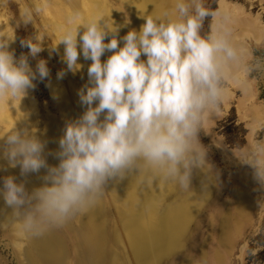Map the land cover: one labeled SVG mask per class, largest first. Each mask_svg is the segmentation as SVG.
<instances>
[{
    "label": "clouds",
    "instance_id": "obj_1",
    "mask_svg": "<svg viewBox=\"0 0 264 264\" xmlns=\"http://www.w3.org/2000/svg\"><path fill=\"white\" fill-rule=\"evenodd\" d=\"M48 2L26 0L16 26L32 24ZM10 3L0 0V7ZM155 3L146 0L140 14L143 25L119 41L116 36L124 25H114L109 16L85 20L77 7L68 6L56 44L48 48L51 54L63 45L62 60L69 72L81 68L80 57L91 61L88 83L77 93L85 110L65 125L56 166L46 163L44 143L26 128L13 127L0 137V161L6 162L0 170L18 166L19 176L26 177L46 169L45 183L31 191L16 176H0V200L11 210L0 221V230L15 226L21 239L42 237L93 208L109 182L129 176L138 185H174L182 192H190L194 170L203 175L205 189L218 179L198 133L219 110L226 82L246 87L251 73L264 71V61L245 62L249 53L233 43L230 17L211 10L205 0H160L153 10ZM148 5L152 10L145 14ZM213 16L215 24L202 36L203 21ZM45 38L36 32L21 39L28 53L17 58L9 49L14 30L11 37L0 35V100L20 101L35 87L34 80L49 76L45 60L34 68L28 63L43 50ZM105 51L112 54L101 62ZM64 75L58 72L57 79ZM238 151L236 159L253 169L264 188V139Z\"/></svg>",
    "mask_w": 264,
    "mask_h": 264
},
{
    "label": "rangeland",
    "instance_id": "obj_2",
    "mask_svg": "<svg viewBox=\"0 0 264 264\" xmlns=\"http://www.w3.org/2000/svg\"><path fill=\"white\" fill-rule=\"evenodd\" d=\"M218 1L205 0L206 6L213 11L217 9ZM224 1L240 8L242 26L240 23L231 25V29L232 36L240 34L234 44L249 53L244 58L245 62L264 61V53L254 56L256 51L264 52V39L257 43L253 41L254 37L264 38V0ZM25 2L11 0L8 7H0V35L11 37L14 30L15 39L9 49L18 58L28 53L26 47L20 46L21 39L36 32L44 33L43 50L35 58L29 57L28 63L34 68L38 60H45L49 76L43 81L39 78L34 80L35 87L28 89L29 94L20 101L19 98L10 103L0 100V137L13 127L17 126V130L26 128L44 143L45 160L49 166H54L49 160L52 150V140L48 138L50 131L56 133L53 142L58 144L65 125L81 116L79 101L76 102L79 100L77 93L88 83L83 79L85 67L81 66V70L74 73L67 71L62 60V45H58L55 52H49L48 45L56 44V31L64 23L68 6L77 7L85 20L109 16L113 22L124 25L123 36L129 30L139 31V20L128 0H49L32 24L16 26L19 8ZM159 3L160 0H156L154 10ZM210 24L211 17H206L202 36L209 34ZM110 38L106 37L104 42ZM77 63L82 65L81 61ZM62 70L65 75L58 80L57 73ZM239 75L242 79V74ZM225 86L227 93L219 110L207 118L198 133L199 142L207 149L206 158L213 173L218 174L215 183L208 184L205 189L204 177L196 170L190 182L191 193L182 192L174 185L145 187L138 185L131 176L119 183L109 182L106 192L93 208L44 235L62 243L67 252L65 264L79 263L78 256L82 248H86L89 236L90 246L95 240L102 243L97 249L90 247L93 254L89 264H246L250 245L254 246L253 255L261 250L255 239L262 233L264 188L256 181L253 169L236 158L240 155L238 148L250 146L256 139H264V71L251 73L246 87L234 80H228ZM63 100L70 106V111L63 110ZM225 135L230 142L242 145H227ZM228 151H236L237 155L230 156ZM5 163L0 161V164ZM9 175L24 181L28 191L41 186L42 180L40 182L37 172L20 177L18 166L0 170V176ZM3 205L0 200V221L11 211ZM90 217L94 222H88ZM87 223L89 231L85 232L83 228ZM134 228L137 233L130 231ZM13 229L14 226L0 230V264H29L23 253L29 250V239L17 237ZM128 233L140 237L145 235L146 240L137 243L132 237H127ZM137 246H141L140 253L135 251ZM46 259L43 257L39 263L44 264Z\"/></svg>",
    "mask_w": 264,
    "mask_h": 264
},
{
    "label": "bare ground",
    "instance_id": "obj_3",
    "mask_svg": "<svg viewBox=\"0 0 264 264\" xmlns=\"http://www.w3.org/2000/svg\"><path fill=\"white\" fill-rule=\"evenodd\" d=\"M131 1V2H130ZM128 2H130V7L131 9L134 11V13L137 14V17H138V24H139V27H141L144 23V20L140 17V14H143V11H144V6H145V2L146 0H128ZM84 3V2H83ZM154 5V4H153ZM87 7V6H86ZM93 8V7H92ZM86 9V8H85ZM88 10H90V7H87ZM86 9V10H87ZM96 9V8H95ZM87 10V11H88ZM93 10V9H92ZM92 10L89 11L91 14H92ZM152 10V6L151 5H148L146 7V11H145V14H147L148 12H151ZM153 10H154V6H153ZM216 11H219L220 13H224V14H227L229 17H230V21H231V25H237L240 23L241 19L239 13H240V8L235 5V4H231V3H228L224 0H220L218 1L217 3V9ZM88 12V13H89ZM87 13V14H88ZM90 14V15H91ZM88 16V15H87ZM90 18V17H89ZM258 18V17H257ZM216 19L217 17L213 16L211 17V24H210V31H211V27L215 24L216 22ZM241 24V23H240ZM239 24V25H240ZM114 25H121L119 24L118 22H114ZM249 25V24H248ZM242 26V24H241ZM238 27V26H237ZM245 27V26H244ZM247 28V27H246ZM59 29L60 27H58V30L56 31L57 34L59 35ZM240 29V28H239ZM244 29V28H243ZM242 30V29H241ZM247 30V29H246ZM244 30V31H246ZM82 31V29H81ZM124 31H125V27H121L117 33V36L116 38L120 39V37H123L122 34H124ZM241 33V32H240ZM257 33V32H256ZM235 34H238V33H235ZM249 34V33H248ZM247 34V35H248ZM233 35V34H232ZM258 35V34H257ZM237 36H240L237 35ZM236 36V37H237ZM256 36V35H255ZM236 37L235 35L232 36V41L233 43L236 42ZM239 38V37H237ZM261 39H264L262 37L258 38V37H254L253 41L255 40V42H259L261 41ZM263 41V40H262ZM254 43V42H253ZM118 45H122V43L118 44ZM237 45V44H236ZM61 46V45H59ZM63 46V45H62ZM62 48V47H61ZM63 49V48H62ZM61 50V49H60ZM63 51V50H62ZM79 51V49H78ZM111 55V52L109 51H105V53L101 56V62H104L108 56ZM140 59L144 60L145 57L142 55L140 57ZM77 61H81V66L82 68L85 67L86 71H85V76L83 77L84 81H87L88 80V77H87V67L89 66V64L91 63L90 60H85L83 59V57H80ZM81 70V69H80ZM230 81V80H229ZM235 82V81H234ZM234 84V83H233ZM29 94V93H28ZM27 94V95H28ZM28 97V96H27ZM31 98V95L29 96ZM29 98V99H30ZM249 98V97H248ZM251 98V97H250ZM64 101V104H63V110H65L66 112L70 111V106L68 104H65L66 103V100H63ZM79 100H77L76 102H78ZM16 106V105H15ZM18 106V105H17ZM78 112L80 113V115H82V113L84 112L85 108L80 104V102L78 103ZM6 108V106L4 107V109ZM9 108V107H8ZM1 110V109H0ZM21 110V109H20ZM19 110V111H20ZM11 112V111H9ZM6 117V116H5ZM7 122V121H6ZM206 125H208V123H206ZM208 127V126H207ZM16 128H18L16 126ZM21 128V127H20ZM51 133L49 134V139L51 141V144H52V150H51V155H50V161H51V165L53 164L54 166H56L58 164V159L56 158L55 156V153L59 150L58 149V144L55 143V141L53 142V139L56 138V133L53 132V131H50ZM212 135V134H211ZM56 140V139H54ZM221 143V141H220ZM222 146V145H221ZM48 149V148H47ZM48 153V152H47ZM227 154H229L230 156H233V155H237L236 154V151H228ZM47 156V155H46ZM48 159V158H47ZM47 163V161H46ZM50 163V162H49ZM50 165V164H49ZM38 178L40 179V182H41V186L45 183V181H43V176L46 174V169H40L38 172ZM31 179V178H30ZM4 206V205H3ZM9 210V209H8ZM5 213V212H4ZM6 213H9V212H6ZM6 215V214H5ZM134 218H136V216L134 215L133 216ZM90 220L92 222H94V218L93 217H90L88 219V222H90ZM127 225V224H126ZM129 225V224H128ZM15 227V226H14ZM85 232H88L89 231V223H87L85 225V228H83ZM15 230V229H13ZM134 231L136 232L137 230L134 228V229H130V231ZM129 231V232H130ZM137 233V232H136ZM80 234V233H79ZM86 234V233H85ZM142 234V233H141ZM82 235H84L82 233ZM85 237V236H84ZM127 237L130 239L131 237L135 240V242L137 243H143L145 242L146 240V236L143 235V236H138L137 235H130L129 233L127 234ZM89 238V241H87V245H86V248H82L81 250V253L79 254L78 256V259H77V262H79L78 264H89L90 263V255L93 254V252H90V247L92 248L93 250V247H95V249H97L99 246H101V242L99 240H95L92 242V245L90 246V236L87 237V239ZM81 239V238H80ZM128 239V240H129ZM81 248V247H80ZM135 248V251L140 253L141 252V246H137V247H134ZM28 249L30 250H26V252H23L25 253V256L27 258V261L29 264H41L39 263V261L41 262L43 257L44 258H47L46 261L44 262V264H65V262L67 261V255H66V250L65 248L62 246V243L56 239V238H52V237H39V238H30L29 239V246H28ZM29 251V252H27ZM38 261V262H37Z\"/></svg>",
    "mask_w": 264,
    "mask_h": 264
},
{
    "label": "trees",
    "instance_id": "obj_4",
    "mask_svg": "<svg viewBox=\"0 0 264 264\" xmlns=\"http://www.w3.org/2000/svg\"><path fill=\"white\" fill-rule=\"evenodd\" d=\"M262 53H264V52H259V51L257 52L256 51V52H254V56L259 57L260 55H262ZM224 137H225V141H226L227 145L236 146V147H239L242 145L240 143L230 142L229 138L226 135ZM261 231H262V233L259 234L258 237L255 239L256 245L258 247H260L261 250L253 255L252 251L254 250V246L250 245L249 254H248L246 264H264V221H263L262 226H261Z\"/></svg>",
    "mask_w": 264,
    "mask_h": 264
}]
</instances>
